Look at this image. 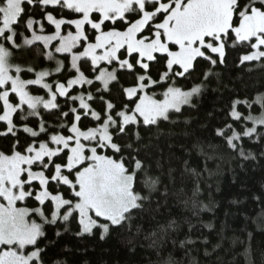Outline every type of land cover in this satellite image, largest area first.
<instances>
[{
    "label": "snow or ice",
    "instance_id": "1",
    "mask_svg": "<svg viewBox=\"0 0 264 264\" xmlns=\"http://www.w3.org/2000/svg\"><path fill=\"white\" fill-rule=\"evenodd\" d=\"M25 5H39L42 11L49 6L67 9L76 18L44 12L43 20H36ZM22 17H27L24 26L31 35L19 33L18 44L14 26ZM44 20L55 26L53 34H37L34 26L43 33ZM64 25L74 26V31L61 35ZM55 40L59 44L50 47ZM36 42H42L45 51L37 52L53 62L54 69L13 64L14 49ZM237 45L252 49L241 64L264 60V0H0V122L6 125L0 136L15 138L8 151L0 150V264H50L46 250L54 241L47 237L48 225L59 223L67 232L75 218L77 236L99 229L103 239L110 227L122 226L134 212L143 211L160 178L139 158L140 129L175 123L173 117L185 106L195 107L193 100L204 82L225 62L226 46ZM69 58L72 78L47 82L65 70ZM81 61L88 64L87 73ZM200 63L207 65L201 83L179 86L177 78L187 79ZM21 73H35V78H22ZM121 75L131 76L134 83L124 87ZM117 85L125 97L119 107L105 98ZM30 86L46 89L49 98L33 95ZM157 88L163 90L158 93ZM74 89L79 94H72ZM10 96L18 102H10ZM58 97L66 98L67 111ZM77 101L78 107L72 106ZM96 102L103 104L102 112L92 107ZM41 109L59 110L57 123L49 125ZM228 115L239 128L225 123L217 136L244 160L254 158L244 140H264V93L234 99ZM82 116H90L96 126L82 130ZM32 120L38 130L29 126ZM21 131L30 141L21 142ZM198 192L197 187L193 195ZM29 199L37 205L27 206ZM55 235H62L59 228ZM184 244L194 241L186 239ZM166 264H173L171 257Z\"/></svg>",
    "mask_w": 264,
    "mask_h": 264
},
{
    "label": "trees",
    "instance_id": "2",
    "mask_svg": "<svg viewBox=\"0 0 264 264\" xmlns=\"http://www.w3.org/2000/svg\"><path fill=\"white\" fill-rule=\"evenodd\" d=\"M25 8L36 20H43L44 12H52L57 18L61 17V12L63 17H73L66 9L48 7L42 11L39 5L31 8L25 5ZM26 18L22 17L20 24L14 26L18 44L22 43L19 33L30 34L24 26ZM43 23L46 32L53 31L45 20ZM37 50L42 53L43 47L35 44L13 50L12 62L32 66L36 71L53 69L54 63ZM250 51L252 49L246 45L226 46L225 62L218 63L215 75L204 82L200 96L193 101L195 107L185 106L181 114L173 117L175 123L162 122L159 129H140L139 158L144 160L151 175L160 178L143 211L134 212L133 219L122 226L110 227L103 239L99 229L92 235L77 236L80 228L75 218L67 232L59 223L46 226L48 239L54 241L46 250L50 264L58 260L64 264H166L170 257L173 264H264V140L245 138V150L251 151L254 158L244 160L228 149L216 134L225 123L239 128V123L228 115L234 99L254 98L264 93V60L240 62ZM69 64L68 59L65 70L54 79L64 83L72 78L67 68ZM81 65L87 73L88 64L82 61ZM206 67L204 63L198 64L190 77L177 78V84L188 89L201 83ZM21 75L25 79L32 77L28 73ZM120 83L128 87L134 79L121 75ZM162 90L156 89L158 93ZM30 91L45 95L40 87L32 86ZM72 94L79 92L74 89ZM105 98L118 107L125 100L119 85ZM65 101V97L57 98L63 111L68 110ZM2 106L0 101V115ZM72 106L78 107V101ZM92 107L102 112L104 106L96 102ZM240 110L247 114L243 106ZM41 115L49 125H55L59 110H43ZM29 126L37 128L36 120ZM94 126L96 122L90 116H82V129ZM5 128V123L0 122V131ZM17 136L22 143L31 139L22 131ZM14 139L11 134L0 136V150L8 151ZM197 187L199 192L194 196ZM142 194L149 195L147 190H142ZM65 196L67 198V191ZM37 203L30 200L29 205L34 207ZM173 221L174 227L164 232L162 226L167 227ZM189 225H193L191 230ZM57 228L62 232L59 237L55 235ZM186 239L193 240L194 244L182 246L181 242Z\"/></svg>",
    "mask_w": 264,
    "mask_h": 264
},
{
    "label": "rangeland",
    "instance_id": "3",
    "mask_svg": "<svg viewBox=\"0 0 264 264\" xmlns=\"http://www.w3.org/2000/svg\"><path fill=\"white\" fill-rule=\"evenodd\" d=\"M49 7H51V6H49ZM67 10V9H66ZM67 11H69V10H67ZM77 15H79V14H77ZM61 18V17H60ZM64 18H66V19H71V18H76V16H73V17H70V18H68V17H64ZM46 21V20H45ZM47 22V21H46ZM48 23V22H47ZM49 24V23H48ZM52 27H53V31L52 32H46L45 31V28H44V32L43 33H40L39 32V30H38V25H36V26H34V29H36L37 30V34H44V35H51V34H53L54 33V31H55V26L54 25H51ZM69 30H71V31H74V26H68V25H64V26H62V31H61V35H66L67 34V31H69ZM29 32H30V34H29V37H30V35H31V30H29ZM36 44H38V45H41L42 47H43V44H42V42H36ZM59 44V41L58 40H55V41H52V44H51V46L50 47H54V46H56V45H58ZM35 45V44H34ZM21 48H25V47H21ZM28 48V47H27ZM15 50V49H14ZM18 51V50H17ZM43 51H45V49L43 48ZM63 57H64V54H57V58L58 59H63ZM69 60H70V58H69ZM82 62V61H81ZM245 62H248V61H245ZM14 64V63H13ZM16 64V63H15ZM55 65V64H54ZM22 66V65H21ZM22 67H24V66H22ZM54 68H55V66H54ZM53 68V69H54ZM63 72V71H62ZM62 72L61 73H59V74H55V75H53V76H51V77H48V78H46V80H47V82H50V83H54V82H56V81H59L57 78L56 79H54V77H58V76H60V74H62ZM21 74H23V73H21ZM28 74H30L32 77H29V78H26V79H34L35 78V73H28ZM22 76V75H21ZM23 78V77H22ZM60 82V81H59ZM30 87H32V86H30ZM34 87H40V86H34ZM78 88H79V86H77ZM85 87H88V86H85ZM41 88V87H40ZM43 89V88H42ZM44 91H45V95H43V94H40V96H44L45 97V99H47V98H49V97H46V94H47V90L46 89H43ZM33 94V93H32ZM14 95V94H13ZM33 95H37V94H33ZM39 95V94H38ZM16 100H17V102H18V97L16 98ZM194 101V100H193ZM2 102V101H1ZM10 102H13L12 101V97L10 96ZM14 103V102H13ZM2 104H3V102H2ZM42 111H43V109H41V113H42ZM46 111V110H45ZM4 123V122H3ZM79 126H80V122H79ZM82 130H87V129H82ZM30 200L31 199H29V201H27V202H25L26 204H27V206H29V207H32V206H30L29 204H30ZM17 206H24L23 204H21V203H19L18 202V205ZM95 230V229H94ZM106 236V235H105Z\"/></svg>",
    "mask_w": 264,
    "mask_h": 264
}]
</instances>
